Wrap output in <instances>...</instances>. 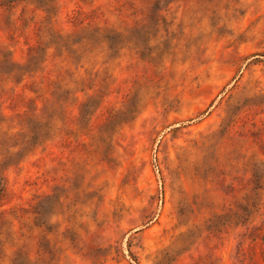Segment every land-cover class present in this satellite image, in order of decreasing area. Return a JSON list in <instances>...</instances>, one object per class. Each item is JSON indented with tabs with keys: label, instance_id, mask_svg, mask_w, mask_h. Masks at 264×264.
I'll use <instances>...</instances> for the list:
<instances>
[{
	"label": "rangeland",
	"instance_id": "rangeland-1",
	"mask_svg": "<svg viewBox=\"0 0 264 264\" xmlns=\"http://www.w3.org/2000/svg\"><path fill=\"white\" fill-rule=\"evenodd\" d=\"M0 264H264V0H0Z\"/></svg>",
	"mask_w": 264,
	"mask_h": 264
}]
</instances>
